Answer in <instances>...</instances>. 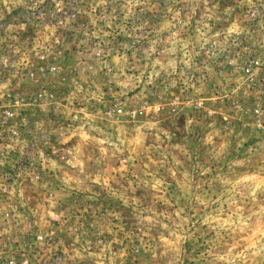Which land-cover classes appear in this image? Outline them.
Returning a JSON list of instances; mask_svg holds the SVG:
<instances>
[{
  "label": "rangeland",
  "instance_id": "obj_1",
  "mask_svg": "<svg viewBox=\"0 0 264 264\" xmlns=\"http://www.w3.org/2000/svg\"><path fill=\"white\" fill-rule=\"evenodd\" d=\"M0 264H264V0H0Z\"/></svg>",
  "mask_w": 264,
  "mask_h": 264
}]
</instances>
